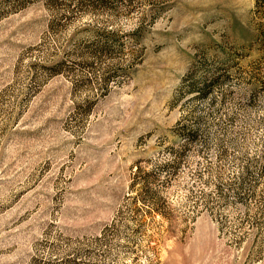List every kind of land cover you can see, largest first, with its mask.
<instances>
[{"label":"rangeland","instance_id":"obj_1","mask_svg":"<svg viewBox=\"0 0 264 264\" xmlns=\"http://www.w3.org/2000/svg\"><path fill=\"white\" fill-rule=\"evenodd\" d=\"M0 264H264V0H0Z\"/></svg>","mask_w":264,"mask_h":264}]
</instances>
